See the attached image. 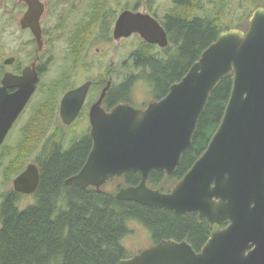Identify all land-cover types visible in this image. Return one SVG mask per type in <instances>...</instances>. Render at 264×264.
<instances>
[{
	"label": "water",
	"instance_id": "1",
	"mask_svg": "<svg viewBox=\"0 0 264 264\" xmlns=\"http://www.w3.org/2000/svg\"><path fill=\"white\" fill-rule=\"evenodd\" d=\"M25 1L31 9L24 24L38 40L42 8L38 0ZM248 22L246 31L222 32L163 99L145 109L119 104L106 113L100 105L107 87L92 109L91 150L66 185L100 191L111 180L138 173L139 184L118 190L117 200L177 216L197 215L211 227L199 252L186 241L162 240L117 264H264V7L256 8ZM133 34L161 49L169 45L154 19L128 11L118 19L114 39ZM231 74L224 116L206 151L169 193L151 189L148 179L153 172L168 177L175 173L192 146L210 95ZM22 80L18 99L24 103L34 93L38 78L34 74L32 81ZM87 87L69 92L65 105L77 101L79 109ZM62 117L67 121L64 113ZM39 183L38 167L29 164L13 180L12 189L32 196ZM223 222L228 225L221 229Z\"/></svg>",
	"mask_w": 264,
	"mask_h": 264
},
{
	"label": "trees",
	"instance_id": "2",
	"mask_svg": "<svg viewBox=\"0 0 264 264\" xmlns=\"http://www.w3.org/2000/svg\"><path fill=\"white\" fill-rule=\"evenodd\" d=\"M250 2L255 5L258 0ZM174 3L175 8L169 11L163 23L173 51L166 49L167 54L162 58L153 55L149 47L135 51L131 61L139 74L129 78V95L135 82L143 80L150 87L154 100L163 99L200 54L223 31L229 30L220 27L219 16L194 14L202 8V0H174ZM232 78V74L225 77L210 95L193 135L192 146L183 154L175 173L168 177L164 172H153L148 179L151 189L169 193L206 151L223 119ZM91 147L92 141L85 135L65 151L51 150L45 154L38 161L40 183L33 205L20 211L17 203L22 195L15 193L3 200L0 206V264H117L129 257L122 241L131 234V223L145 228L154 244L175 240L186 241L196 252L203 248L211 227L197 215L177 216L172 211L117 200L116 193L102 188L100 191L83 190L66 185L65 181L82 169ZM114 180L122 182L120 190L138 185L140 175L130 172Z\"/></svg>",
	"mask_w": 264,
	"mask_h": 264
},
{
	"label": "flooded vegetation",
	"instance_id": "3",
	"mask_svg": "<svg viewBox=\"0 0 264 264\" xmlns=\"http://www.w3.org/2000/svg\"><path fill=\"white\" fill-rule=\"evenodd\" d=\"M38 3L42 13L38 17L40 38L37 40L32 28L24 24L31 9L29 3L25 0H0V178L3 181L16 179L29 164L38 167L25 158L33 146L31 135L34 125L45 118L46 113L54 114L52 120L45 121L49 129L53 128L54 136L60 137L64 131L89 135L91 111L107 87L100 105L106 113L119 104L129 105L128 75L121 85L113 83V76L118 77V62H111L108 76L94 77L99 54L108 55L104 48L102 51L98 48V44L113 50L114 43L120 46L129 38L136 37L140 39L141 46L151 50L168 49L146 43L138 34L114 39L118 19L129 11L154 19L164 30L169 43L163 25L169 13L168 6H160L161 2L156 0L132 7L127 0H38ZM169 3L175 7L174 0H169ZM57 56L61 61L58 77L46 79V82L43 77ZM130 58L128 55L122 61V70L129 69ZM34 74L38 78L36 89L21 103L18 99L19 84H23V77L27 82L32 81ZM53 79L57 80L56 85L52 83ZM83 85L88 87L79 109L77 101L65 105V96ZM52 144L51 150L63 149V142L54 140ZM20 165L23 169L17 170ZM10 193L15 192L12 189ZM224 223L226 225L222 226ZM227 225L223 222L220 227L223 229Z\"/></svg>",
	"mask_w": 264,
	"mask_h": 264
},
{
	"label": "rangeland",
	"instance_id": "4",
	"mask_svg": "<svg viewBox=\"0 0 264 264\" xmlns=\"http://www.w3.org/2000/svg\"><path fill=\"white\" fill-rule=\"evenodd\" d=\"M115 1V0H113ZM129 5L132 7L137 4L143 5L144 3H149L150 0H127ZM251 0H202V8L196 10L194 12L195 15L200 17H205L207 14L212 16V18L219 16L220 27L222 29H236L246 31L249 27V18L253 11L258 7H264V0H258V2L253 5L250 2ZM156 2H161L160 6H168V10L171 11L175 7L169 3V0H156ZM170 4V5H169ZM159 17L162 14H158ZM227 31V30H225ZM224 32V31H223ZM140 44V39L136 37H131L127 41H125L122 45L118 46L116 43L113 44V50L109 46H105L102 44H98V48L106 50L107 56L103 53L99 54L98 60V69L93 70L94 77L102 78L104 74L108 76L111 71L110 66L113 61L115 64L118 62V77L113 76V83L117 85H121L123 81L126 79V75L130 78L132 75L136 76L139 74L138 70H135L132 66V61L130 60L129 69L122 70L121 65L122 61L126 59V57L131 55L142 48ZM171 49V45L168 46V49ZM168 51H173L172 49ZM111 52L109 53V51ZM153 55H156L158 58H162L167 51L160 50H151ZM166 52V53H165ZM112 53V54H111ZM57 55V54H56ZM131 59V58H130ZM53 63L49 66V71L46 73V76L43 77L44 81L47 82L46 79L51 80L52 78L56 79L58 77V68L60 65V59L58 60V56L52 61ZM116 72V71H114ZM83 78V77H82ZM52 81L53 84L57 80ZM109 79V78H108ZM107 79V80H108ZM48 80V81H49ZM56 85V84H55ZM48 86V84H45ZM44 94L42 93V96ZM157 101L154 100L151 93L150 87L143 80H138L135 82L132 91L128 98L129 106L135 109H145L147 105L152 102ZM47 114V113H46ZM45 114V118H41L39 122L34 125V133L31 135L33 139V146L31 151L26 153L27 157L26 161H31L30 163L38 164V161L45 156V154L51 151L53 146L50 145L54 140H58L59 142H63V149L65 151L73 144V142L78 141L84 134L79 135L72 134L73 132L64 131L63 135L60 137L54 136L53 128L49 129L46 120H52L54 114L51 112L49 115ZM23 169V165L17 167L18 169ZM21 171H19L20 173ZM13 180V178H12ZM12 180L11 181H3L0 178V206L5 199L6 195L12 191ZM123 186L122 182L119 180H114L111 183H106L102 190L110 193H117L118 187ZM123 188V187H122ZM34 195L32 196H21L17 207L20 211L26 209L28 206L34 204ZM1 227V224H0ZM129 229L131 230V234L128 235L122 241L123 247L126 249V252L129 257H132L141 251L150 248L154 242L149 235V232L143 228L141 225L137 223H131L129 225Z\"/></svg>",
	"mask_w": 264,
	"mask_h": 264
}]
</instances>
